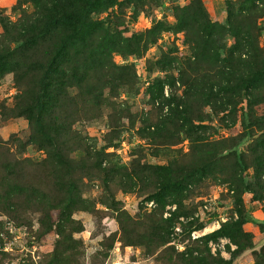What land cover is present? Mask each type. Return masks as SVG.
Returning a JSON list of instances; mask_svg holds the SVG:
<instances>
[{
  "label": "rangeland",
  "instance_id": "1",
  "mask_svg": "<svg viewBox=\"0 0 264 264\" xmlns=\"http://www.w3.org/2000/svg\"><path fill=\"white\" fill-rule=\"evenodd\" d=\"M96 3L97 27L69 34L45 18L52 0H0V264H264V75L248 103L231 87L237 56L224 59L228 12L248 0H201L227 30L214 55L178 17L193 0ZM33 19L44 34L24 44ZM255 43L264 63V29Z\"/></svg>",
  "mask_w": 264,
  "mask_h": 264
},
{
  "label": "trees",
  "instance_id": "2",
  "mask_svg": "<svg viewBox=\"0 0 264 264\" xmlns=\"http://www.w3.org/2000/svg\"><path fill=\"white\" fill-rule=\"evenodd\" d=\"M65 0H52V6L48 7L44 5L43 7L46 9V19L48 20V23H67L69 24V34H73L76 30V28L82 26H89L91 28H96L97 27V20L92 18V14L94 11L91 9L90 4L92 1L97 2L98 4L99 0H77L75 2L76 6L69 12L62 13L61 10L62 8L65 7ZM245 1V0H244ZM249 4L248 5H243L242 7L239 8L240 13L238 14L237 12H232L229 10L228 12V23L230 24V34L234 37V44L233 47L229 49L230 53L228 56H226L224 59H235L234 57L237 58L236 65L234 68H237L235 72L241 71L240 76H236L232 82H231V87L233 88V93L235 96H242V99L246 100L248 103H250L252 98L256 97L259 95L258 93V87H257V82L259 78H262L264 75V63H263V52L262 50L258 49L256 46V37L259 35V31L264 29V21H263V26L258 27V19H264V10L258 9V6L254 4L255 0H248ZM193 5L189 7L183 8V15H179V18L189 19V22L185 24V27L188 29H192L191 31L195 35V41L199 44H205L206 48L204 50L206 51L204 54H211L214 55L217 53L218 47L216 46V43H218L221 38L224 35V32L227 30L225 29L224 31H219L221 30V26H218L216 23L212 22L209 20L203 6L201 3V0H193ZM251 4V5H250ZM88 6V7H87ZM244 11L243 14L241 11ZM38 19L37 20H32L31 25H27L24 27L22 31H24V34H22V38L20 41H22L24 44H29L27 41H32L34 40L35 37L41 36L44 34L45 27L41 26L40 28L38 27ZM243 21H245V24H242ZM240 22L241 25H240ZM0 23L6 27L7 21L3 20L0 18ZM162 24L165 28H169L171 24L167 20H163ZM76 28H75V27ZM39 28V29H38ZM185 29V28H184ZM77 31V30H76ZM30 33L34 36H29ZM78 33V31H77ZM31 39V40H29ZM36 39V38H35ZM74 40L71 43L74 46V52L73 54L69 57L66 58L65 63H69L71 60L75 62L74 60L76 57H78L77 52H76V47L81 45L83 47V41H75ZM62 42V41H61ZM255 46V47H254ZM132 47V46H131ZM62 48V44H60L57 48L59 51ZM253 49H256L257 54H254L252 52ZM260 51V53L258 52ZM247 54L249 56V59H241V55ZM84 58V57H83ZM63 64V63H62ZM229 64L233 66L234 64L229 61ZM52 62L48 63L47 70L51 67ZM250 66L253 67V70H250ZM241 69V70H240ZM66 70L63 67L58 68V72L61 73V75L68 80L69 75L65 74ZM71 75H75L74 69L70 67ZM91 69L85 70L84 75L89 74L92 78H96L98 75L95 72H90ZM252 74H250V72ZM126 74H128V71H125ZM255 75V76H253ZM253 76V77H252ZM56 84V83H55ZM61 85H59V88ZM211 89V88H210ZM61 91V90H59ZM249 91V92H248ZM48 93V91L46 92ZM45 93V95H46ZM216 93L211 90H209L208 93H205V97H207L211 102L213 108L215 111L219 113L223 112H229L227 109V105L223 103L222 97L217 99ZM47 99L53 98L50 96V94L47 95ZM181 98H178L174 94L166 98L167 102L170 103H175L174 106L170 107V111H173L177 114V116H182V119L186 122L190 119L189 115L192 113L191 108L188 106V103H185V106L181 109L178 108V103L182 102L180 100ZM187 100V99H186ZM185 101V100H184ZM217 101V104H216ZM171 105V104H170ZM51 108L58 110L61 109L60 106H56L55 102H52L50 104ZM249 111L247 113H242L243 119L245 121L247 120ZM252 117V115H250ZM220 120V117H219ZM67 131L70 132L73 135V139L76 141L77 146L79 145V142H81V134L80 133H72L70 130V127H67ZM210 144H205L204 146L207 145L210 146ZM221 152H211L210 155H208V158L206 159V162H212L217 159V155ZM236 163L238 166L242 167V162L239 157H236ZM246 220H241L240 224L245 222ZM227 264H231V261L228 260Z\"/></svg>",
  "mask_w": 264,
  "mask_h": 264
}]
</instances>
